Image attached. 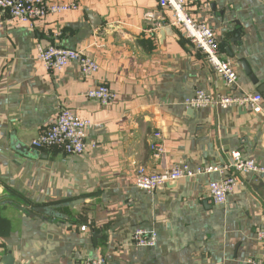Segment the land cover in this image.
<instances>
[{
	"label": "crops",
	"instance_id": "0c3cea01",
	"mask_svg": "<svg viewBox=\"0 0 264 264\" xmlns=\"http://www.w3.org/2000/svg\"><path fill=\"white\" fill-rule=\"evenodd\" d=\"M49 1L79 7L34 24L11 21L0 9V264L9 253L11 264L96 256L106 264H246L263 254L264 171L236 172L240 184L227 205L209 197L219 172L152 192L136 186V175L139 165L223 166L236 150L264 167V112L185 104L200 89L240 88L225 83L158 0ZM186 6L213 27L241 86L264 96V0ZM40 43L84 49L99 69L86 76L74 62L49 72L37 60ZM101 84L115 94L109 104L86 95ZM61 107L99 124L87 130L83 154L32 147ZM137 228L156 232L157 245L134 244Z\"/></svg>",
	"mask_w": 264,
	"mask_h": 264
},
{
	"label": "built area",
	"instance_id": "2783aa9c",
	"mask_svg": "<svg viewBox=\"0 0 264 264\" xmlns=\"http://www.w3.org/2000/svg\"><path fill=\"white\" fill-rule=\"evenodd\" d=\"M159 6L169 8L173 14L172 24L182 27L186 37L202 51L213 70L220 74L229 87L240 88L238 93L213 94L205 90H198L185 104L189 107L201 109L203 107L230 108L247 106L256 113H263V94L244 89L239 80L235 63L222 56L221 44L215 30L207 22L197 20L187 9L186 0H158ZM76 2L59 3L49 0H0V9L7 12L9 20L17 23H31L45 20L50 14H61L78 9ZM148 19L155 18L153 13L148 14ZM37 60L49 72H62L69 65L76 62L86 76L99 69L97 60L85 52L84 49L62 47L55 44L44 46L37 45ZM89 98L97 99L102 104H109L115 97L113 90L105 84L94 87L86 92ZM95 125L87 118L77 116L70 108L61 107L56 120L44 130L37 138L32 140V147L36 150L59 148L68 154H83L90 144L87 142V130ZM160 137V133H156ZM92 147H96L93 142ZM152 147L158 154L165 151L164 143L156 142ZM229 171L230 173H227ZM254 159L245 158L241 150L232 153L230 162L219 165L190 166L188 163L177 162L171 168L163 171H151L144 165H139L136 175V186L144 191H155L161 187L175 183L185 177H195L209 172H219L222 178L213 180L208 185L211 201L218 205H227L240 180L236 172H262ZM227 173V174H226ZM224 174H226L224 176ZM87 225L82 229L86 230ZM258 239L264 242V230L257 232ZM134 244L141 247H154L158 242V234L144 228H137L133 232ZM77 264H106L103 257H85ZM246 264H264V253L250 257Z\"/></svg>",
	"mask_w": 264,
	"mask_h": 264
},
{
	"label": "water",
	"instance_id": "95a60500",
	"mask_svg": "<svg viewBox=\"0 0 264 264\" xmlns=\"http://www.w3.org/2000/svg\"><path fill=\"white\" fill-rule=\"evenodd\" d=\"M247 71L250 73L249 70H247ZM251 77H252V75H251ZM254 82H256V81L254 80ZM10 255H11V253H9L7 256L4 257L2 264H11V262L13 261V258Z\"/></svg>",
	"mask_w": 264,
	"mask_h": 264
}]
</instances>
